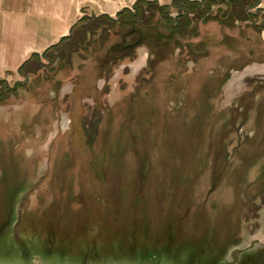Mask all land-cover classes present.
<instances>
[{
  "label": "rangeland",
  "instance_id": "obj_1",
  "mask_svg": "<svg viewBox=\"0 0 264 264\" xmlns=\"http://www.w3.org/2000/svg\"><path fill=\"white\" fill-rule=\"evenodd\" d=\"M74 1L36 0L38 29L0 15V43L42 59ZM263 16L197 23L181 49L165 23L100 32L86 62L0 74V264H264V204L247 222L264 186Z\"/></svg>",
  "mask_w": 264,
  "mask_h": 264
},
{
  "label": "trees",
  "instance_id": "obj_2",
  "mask_svg": "<svg viewBox=\"0 0 264 264\" xmlns=\"http://www.w3.org/2000/svg\"><path fill=\"white\" fill-rule=\"evenodd\" d=\"M261 0H174L172 5H160L158 0H140L135 3V13L128 8L122 10L116 18H111L105 14H94L83 12L84 16L72 27L69 36L62 38L60 41L49 47L44 53L43 58H40L39 54H33L19 69L21 75L25 73H36L45 68L43 60L48 61V66H57V72H62L65 68L72 67L74 61L86 62L91 57L85 55L86 47H91L93 37L96 33H100V41H108L109 32L116 31L117 29L131 28L134 26L143 27L151 26L155 24L154 29H159L162 23L166 24L167 30L173 32V36L168 37L169 43L175 41L177 43L175 49H181L180 41L188 39H197L200 37L198 32V24H209L212 22L219 23L227 28H234L238 22H248L257 20L263 11H259L257 14L251 12ZM214 8H217L215 12ZM177 11V16L173 17L172 10ZM157 16L158 21L155 22ZM264 19V16H263ZM264 21V20H263ZM257 31L264 29V22L261 26L257 24L254 26ZM156 31V30H155ZM115 32V33H116ZM174 37V38H173ZM105 41V42H106ZM194 53L198 56L192 57L189 55V61L197 64L200 60L208 56V44L207 42H199L197 44H190ZM189 48V49H190ZM133 60L135 57H125L124 59ZM36 63L39 68L37 70L30 71L28 68L31 64ZM3 82L0 80V83ZM264 177V175H263ZM264 204V186L261 191L254 197L250 203L247 222L251 223L260 219L261 208ZM254 215L251 217V215ZM256 259L260 262H264V247L255 253Z\"/></svg>",
  "mask_w": 264,
  "mask_h": 264
},
{
  "label": "crops",
  "instance_id": "obj_3",
  "mask_svg": "<svg viewBox=\"0 0 264 264\" xmlns=\"http://www.w3.org/2000/svg\"><path fill=\"white\" fill-rule=\"evenodd\" d=\"M137 1L139 0H94L92 6L90 4V2L92 3L91 0H75L69 10L70 22L66 32L69 33L72 27L84 16L83 12H87V7L99 8L101 10V14L112 16L113 14H118L123 9L128 8L130 4H135ZM171 1L173 2L174 0ZM35 2L36 0H20L18 5L15 0H0V15L18 13L16 9L19 8V14H28L26 15V19L31 21L30 23L36 24L38 29V27L41 25V19L30 16L36 13ZM103 3L105 4L103 5ZM104 8H108V10L104 11ZM109 9L113 13L110 12ZM28 10L29 12L27 13ZM63 37H61V39ZM58 41L59 40L52 41L51 44L41 47L42 51L45 52L49 47L53 46ZM33 46L35 47V44H33ZM19 48V45L13 40L11 36H6V38L3 37V41L0 43V74L3 72L17 73L21 66L30 58V56L36 53L38 54V51L40 50L37 49L33 53L27 54V57L25 58V52L22 53L21 49Z\"/></svg>",
  "mask_w": 264,
  "mask_h": 264
},
{
  "label": "water",
  "instance_id": "obj_4",
  "mask_svg": "<svg viewBox=\"0 0 264 264\" xmlns=\"http://www.w3.org/2000/svg\"><path fill=\"white\" fill-rule=\"evenodd\" d=\"M70 33H71V31H70ZM65 37H67V36H65Z\"/></svg>",
  "mask_w": 264,
  "mask_h": 264
}]
</instances>
